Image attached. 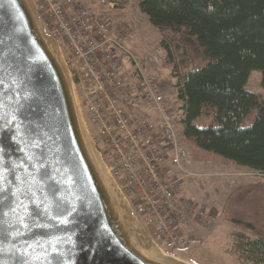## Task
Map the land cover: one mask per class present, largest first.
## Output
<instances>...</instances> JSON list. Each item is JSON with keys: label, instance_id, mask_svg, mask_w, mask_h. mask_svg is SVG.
I'll list each match as a JSON object with an SVG mask.
<instances>
[{"label": "water", "instance_id": "water-1", "mask_svg": "<svg viewBox=\"0 0 264 264\" xmlns=\"http://www.w3.org/2000/svg\"><path fill=\"white\" fill-rule=\"evenodd\" d=\"M59 54L32 0H0V264H172L140 252L160 249L95 165Z\"/></svg>", "mask_w": 264, "mask_h": 264}, {"label": "built area", "instance_id": "built-area-1", "mask_svg": "<svg viewBox=\"0 0 264 264\" xmlns=\"http://www.w3.org/2000/svg\"><path fill=\"white\" fill-rule=\"evenodd\" d=\"M32 1L45 33L68 54L82 119L148 236L177 248L188 235L211 229L218 213L181 189L193 173L185 167L180 104L171 100L169 85L148 72L159 54L134 52L112 26L122 0Z\"/></svg>", "mask_w": 264, "mask_h": 264}, {"label": "trees", "instance_id": "trees-1", "mask_svg": "<svg viewBox=\"0 0 264 264\" xmlns=\"http://www.w3.org/2000/svg\"><path fill=\"white\" fill-rule=\"evenodd\" d=\"M138 8L162 34L170 32L159 46L176 80L192 156H218L261 175L232 188L221 211L255 235L247 257L264 264V97L246 87L259 70L264 89V0H139Z\"/></svg>", "mask_w": 264, "mask_h": 264}, {"label": "rangeland", "instance_id": "rangeland-1", "mask_svg": "<svg viewBox=\"0 0 264 264\" xmlns=\"http://www.w3.org/2000/svg\"><path fill=\"white\" fill-rule=\"evenodd\" d=\"M138 1L122 0L120 10L111 17L112 26L116 27L117 30H120L119 26L123 28L127 35L123 38V43L134 52L140 53L153 50L158 52L160 63L151 66L148 72L169 85L170 98L178 106L181 101L176 99V80L170 76L169 69L165 66L164 51L159 46L161 36L170 32L162 34L152 26L148 17L139 10ZM58 45L68 71V54L59 43ZM70 81L72 85L71 77ZM246 87L254 91L261 99L264 97L259 70L250 72ZM85 125L94 144H96L93 128L88 122H85ZM186 144L189 159L185 167L193 174L183 181L181 189L189 197L202 201L211 209H214L218 213V220L211 229L188 235L185 244L177 248H173L158 239L153 240L154 243L164 253L191 264H254L248 259L245 249L246 242L253 239L255 235L227 221L223 217L221 206L232 188L261 180L260 173L239 166L234 162L223 160L218 156L212 155L207 159H195L192 156V147L188 143ZM125 200L128 203L126 198ZM190 236L192 239H190Z\"/></svg>", "mask_w": 264, "mask_h": 264}, {"label": "bare ground", "instance_id": "bare-ground-1", "mask_svg": "<svg viewBox=\"0 0 264 264\" xmlns=\"http://www.w3.org/2000/svg\"><path fill=\"white\" fill-rule=\"evenodd\" d=\"M59 56H60V58H62V55L59 54ZM72 90H73V86H72ZM73 95H74L75 102H76V97H75L74 90H73ZM82 122H83V126H84V129L82 131L83 140L85 142V145H86L87 149L89 150V153L92 156L93 161L95 162V165H97L98 170H99L100 174L102 175V177L104 178V180H105L107 186L109 187V189L112 190L115 194L117 193V190L120 192V189L117 186V184L116 183H115V185L113 184L114 179L110 175V173H109V171L107 169V166H106V164H105L100 152L96 149V147L94 145V142H93L92 138L90 137L89 132L86 129L85 122L83 120H82ZM110 178L113 181H111ZM140 252L143 255L151 257V258H154V259L167 261V262L172 263V264H179V263H176V261L177 262L179 261L178 258L174 257L173 255H169L167 253H164L162 250H160V252L159 251L150 252L149 250L141 249Z\"/></svg>", "mask_w": 264, "mask_h": 264}, {"label": "snow or ice", "instance_id": "snow-or-ice-1", "mask_svg": "<svg viewBox=\"0 0 264 264\" xmlns=\"http://www.w3.org/2000/svg\"><path fill=\"white\" fill-rule=\"evenodd\" d=\"M3 191H5V189L0 188V192H3ZM13 195H15V193H13ZM2 202H3V198H0V203H2Z\"/></svg>", "mask_w": 264, "mask_h": 264}, {"label": "crops", "instance_id": "crops-1", "mask_svg": "<svg viewBox=\"0 0 264 264\" xmlns=\"http://www.w3.org/2000/svg\"><path fill=\"white\" fill-rule=\"evenodd\" d=\"M125 37H127V35H126ZM125 37H124V38H125Z\"/></svg>", "mask_w": 264, "mask_h": 264}]
</instances>
